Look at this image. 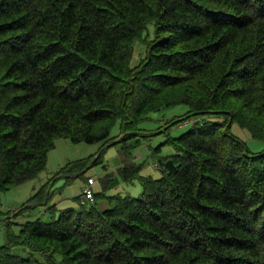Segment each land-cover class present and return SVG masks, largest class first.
<instances>
[{
  "label": "trees",
  "instance_id": "trees-1",
  "mask_svg": "<svg viewBox=\"0 0 264 264\" xmlns=\"http://www.w3.org/2000/svg\"><path fill=\"white\" fill-rule=\"evenodd\" d=\"M0 46V192L37 178L58 138L106 141L119 121L125 140L177 104L189 109L173 122L200 118L168 139L176 152L158 157L159 178L119 167L141 181L138 196L108 195L104 177L93 203L78 195L85 206L58 216L53 205L49 222L13 213L0 264H264V148L231 129L264 142V0H0ZM100 156L56 177L81 176ZM42 188L22 208L43 201Z\"/></svg>",
  "mask_w": 264,
  "mask_h": 264
},
{
  "label": "rangeland",
  "instance_id": "rangeland-1",
  "mask_svg": "<svg viewBox=\"0 0 264 264\" xmlns=\"http://www.w3.org/2000/svg\"><path fill=\"white\" fill-rule=\"evenodd\" d=\"M149 30L153 34V24H150ZM144 51V46L140 43L136 44L132 64L135 65L140 60ZM188 109L189 107L186 104H177L160 111L151 112L149 118L139 124V130L130 131L131 135L125 140H121L124 133L121 131L119 121L112 127L110 137L106 141L74 143L64 137L58 138L55 147L48 154L45 169L37 178L16 185L8 191L0 192V245L3 246L7 243L9 226L7 218L12 216L14 219L13 213L19 216L22 215L28 218L27 220L41 218L43 221L49 222L54 216L52 212L53 205H56V216L63 208L78 207L79 203H77L78 200L75 201V196L77 197L82 193L83 186L87 185L89 177L95 180L93 189L96 193L103 191V178L108 177L110 180H106L107 183L105 182L108 195L129 194L138 196L142 191L141 183L139 180L134 182L124 181L119 173V167L123 166L125 162L129 164L130 161L141 167L142 174L159 178L161 172L156 164L158 157L176 152L174 146L167 142L168 139L181 135L189 130L195 121L200 119L199 116H193L190 119L187 118L178 122L172 121L184 116ZM235 125L232 126L233 133L241 138L244 136V140L251 151L263 150V141L253 138L247 130L237 124ZM134 132H137V134H133ZM105 148L106 151H104ZM98 155H101L102 163L93 165L94 160H92L90 167L82 169L81 176L70 178L69 183L66 177H56L64 167L76 162L80 164L83 161L96 158ZM44 185L46 186L44 200H38L37 205L33 208H22L23 205L31 201L32 197L43 190ZM86 203L87 205L90 204V202ZM10 227V230L14 233L20 232L18 224L13 223ZM13 251L21 256H28L29 252L24 246L15 247Z\"/></svg>",
  "mask_w": 264,
  "mask_h": 264
},
{
  "label": "bare ground",
  "instance_id": "bare-ground-1",
  "mask_svg": "<svg viewBox=\"0 0 264 264\" xmlns=\"http://www.w3.org/2000/svg\"><path fill=\"white\" fill-rule=\"evenodd\" d=\"M5 2V1H4ZM3 2V3H4ZM10 2V1H9ZM2 3V2H1ZM3 5V4H2ZM5 6V5H4ZM11 6V5H10ZM10 8H12V7H10ZM4 9V8H3ZM8 9H9V5H8ZM228 10H229V8H228ZM227 10V11H228ZM4 11V10H3ZM6 12V11H5ZM9 12V11H8ZM11 12V11H10ZM229 12V11H228ZM14 13V12H13ZM12 13V14H13ZM3 14H4V12H3ZM13 16H14V14H13ZM230 20V19H229ZM232 20V19H231ZM177 30V29H176ZM10 36H11V34H10ZM7 37V36H6ZM9 38V37H8ZM11 38V37H10ZM9 38V39H10ZM12 39V38H11ZM10 39V40H11ZM1 40H3V39H1ZM5 40V39H4ZM16 40V39H15ZM6 41H8L7 40V38H6ZM12 41V40H11ZM17 41V40H16ZM18 42V41H17ZM17 42H16V44H17ZM23 42V41H22ZM8 43H10V42H8ZM12 43H10V45H11ZM21 44V43H20ZM26 44V43H25ZM7 45V44H6ZM18 45V44H17ZM230 45V44H229ZM26 45H24L23 47H25ZM1 47V46H0ZM16 47V46H15ZM21 48V47H20ZM46 48V47H45ZM22 49V48H21ZM1 50V49H0ZM19 50V49H18ZM227 51V50H226ZM233 51H235V50H233ZM8 52V51H7ZM6 52V53H7ZM2 53V52H1ZM220 53V52H219ZM4 54V53H3ZM218 54V53H217ZM225 54V53H224ZM230 54V53H229ZM216 55V54H215ZM205 56H206V54H205ZM231 56V55H230ZM143 57V56H142ZM229 57V56H228ZM215 60V59H214ZM10 64V63H9ZM9 66V65H8ZM6 67H7V65H6ZM4 69V68H3ZM6 69V68H5ZM11 69V68H10ZM6 70H8V69H6ZM133 70V69H132ZM129 72V71H128ZM123 73H126V72H123ZM126 75V74H125ZM27 76V75H26ZM130 76H133V75H130ZM0 77H2V75L0 76ZM126 77H128V76H126ZM126 77H123V78H126ZM2 79V78H1ZM153 79V78H152ZM5 80V79H4ZM91 80V79H90ZM122 80V79H121ZM138 80V79H137ZM90 82V81H89ZM93 82H94V80H93ZM16 83H18V82H16ZM136 83V82H135ZM164 83V82H163ZM3 84V83H2ZM9 84H10V81H9ZM88 84V83H87ZM92 84V83H91ZM95 84V83H94ZM98 84V83H97ZM99 84H100V82H99ZM98 84V85H99ZM102 84V83H101ZM100 84V85H101ZM106 84V83H105ZM112 84V83H111ZM15 85V84H14ZM97 85V86H98ZM7 86V85H6ZM16 86V85H15ZM18 86V85H17ZM93 86V85H92ZM91 86V87H92ZM95 86V85H94ZM127 86V85H126ZM130 86V85H129ZM141 86V85H140ZM144 86V85H143ZM2 87V86H1ZM9 87H10V85H9ZM96 87V86H95ZM112 87V86H111ZM133 87H136V86H133ZM11 88V87H10ZM98 88H99V86H98ZM104 89H105V86L103 87ZM119 88H121V87H119ZM125 88V87H124ZM164 88V87H163ZM185 88V87H184ZM2 89H4V88H2ZM6 89V88H5ZM101 89V88H100ZM100 89H99V91H100ZM135 89V88H134ZM7 90V89H6ZM92 90V89H91ZM115 90V89H114ZM149 90V89H148ZM184 90V89H183ZM186 90H187V88H186ZM26 91V90H25ZM103 91V90H102ZM104 91H106V90H104ZM125 91H127V89L125 90ZM135 91V90H134ZM139 91V90H138ZM150 91V90H149ZM54 92V91H53ZM74 92V91H73ZM88 92H90V91H88ZM93 92H95L94 90H93ZM93 92H92V94H93ZM107 92V91H106ZM105 92V93H106ZM109 92V91H108ZM81 93V92H80ZM113 93V92H112ZM121 93V92H120ZM119 93V94H120ZM137 93V92H136ZM149 93V92H148ZM51 94V93H50ZM55 94V93H54ZM78 94V93H77ZM104 94V93H103ZM107 94V93H106ZM117 94V93H116ZM115 94V95H116ZM121 94H123V93H121ZM120 94V96H122ZM141 94H142V92H141ZM140 94V95H141ZM152 94V93H151ZM52 95V94H51ZM57 95V94H56ZM62 95V94H61ZM72 95V94H71ZM89 95H90V93H89ZM114 95V94H113ZM135 95V94H134ZM58 96V95H57ZM74 96V95H73ZM100 96V95H99ZM106 96V95H105ZM102 97V96H101ZM141 97V96H140ZM145 97V96H144ZM149 97V96H148ZM156 97V96H155ZM52 98H56V97H52ZM114 98V97H113ZM116 98V97H115ZM135 98V97H134ZM133 98V99H134ZM139 98V97H138ZM94 99H97V95H96V98H94ZM154 99V98H153ZM7 100V99H6ZM45 100V99H44ZM54 100V99H53ZM138 100V99H137ZM197 100V99H196ZM200 100V99H199ZM5 101V100H4ZM98 101V100H97ZM101 101V100H100ZM121 101V100H120ZM139 101V100H138ZM9 102V101H8ZM63 102H64V100H63ZM96 102V101H95ZM103 102V101H102ZM117 102H118V100H117ZM10 103V102H9ZM45 103V102H44ZM97 103V102H96ZM99 103V102H98ZM8 104V103H7ZM42 104V103H41ZM118 104V103H117ZM142 104V103H141ZM9 105V104H8ZM39 105V104H38ZM96 105V104H95ZM144 105H145V103H144ZM143 105V106H144ZM13 107V106H12ZM2 108V107H1ZM61 108H64V106L63 107H61ZM7 109V108H6ZM14 109V108H13ZM18 109V108H17ZM41 109H43L42 107H41ZM65 109V108H64ZM3 110H5L4 108H3ZM9 110V109H8ZM12 110V109H11ZM16 110V109H15ZM73 111V110H72ZM75 111H77V110H75ZM81 111V110H80ZM79 111V112H80ZM85 111H86V109H85ZM91 111V110H90ZM20 113V112H19ZM200 113V112H199ZM5 114V113H4ZM7 114H8V112H7ZM18 114V113H17ZM21 114H22V112H21ZM81 114V113H80ZM83 114V113H82ZM205 114V113H204ZM10 115V114H9ZM86 115V114H85ZM237 115V114H236ZM239 115V114H238ZM244 115V114H243ZM4 116V115H3ZM81 116V115H80ZM79 116V117H80ZM83 116V115H82ZM81 116V117H82ZM226 116V115H225ZM243 117V116H242ZM245 117V116H244ZM243 117V118H244ZM8 118V117H7ZM43 118V117H42ZM149 118V117H148ZM209 118H211V117H209ZM212 118H214V116H212ZM241 118V117H240ZM4 119H5V117H4ZM68 119H69V117H68ZM76 119V118H75ZM83 119V118H82ZM87 119V118H86ZM235 119V118H234ZM247 119V118H246ZM0 120H1V118H0ZM70 120V119H69ZM145 120V119H144ZM238 120V119H237ZM9 121H10V119H9ZM17 121V120H16ZM35 121V120H34ZM51 121V120H50ZM66 121V120H65ZM75 121V120H74ZM143 121V120H142ZM239 121V120H238ZM243 121V120H242ZM6 122V121H5ZM147 122H148V120H147ZM233 122V121H232ZM240 122V121H239ZM246 122V121H245ZM10 123V122H9ZM40 123V122H39ZM44 123V122H43ZM242 123H244V121L242 122ZM32 124H34V123H32ZM63 124H64V122H63ZM70 124V123H69ZM218 124V123H217ZM240 124H241V122H240ZM9 125V124H8ZM23 125V124H22ZM29 125H30V123H29ZM44 125V124H43ZM72 125V124H71ZM226 125V124H225ZM228 125V124H227ZM235 125V124H234ZM242 125V124H241ZM245 125V124H244ZM12 126V125H11ZM25 126V125H24ZM236 126V125H235ZM20 127V126H19ZM27 127V126H26ZM221 127V126H220ZM243 127V126H242ZM245 127H247V126H245ZM22 128V127H21ZM25 128V127H24ZM28 128V127H27ZM31 128V127H30ZM1 129H2V127H1ZM5 129V128H4ZM232 129V128H231ZM3 130V129H2ZM22 130V129H21ZM26 130V129H25ZM47 130V129H46ZM239 130V129H238ZM14 131V130H13ZM40 131H42V130H40ZM1 132V131H0ZM32 132V131H31ZM42 132H44V131H42ZM245 132V131H244ZM36 133V132H35ZM34 134V133H33ZM238 134V133H237ZM21 135H22V133H21ZM241 135V134H240ZM248 135V134H247ZM235 136V135H234ZM18 138V137H17ZM20 138V137H19ZM236 138H237V136H236ZM245 137L243 136V139H244ZM242 140V139H241ZM244 141V140H243ZM112 146V145H111ZM110 146V147H111ZM39 150H42V149H39ZM104 151H106V148H105V150ZM103 152V151H102ZM36 153H37V149H36ZM43 153H44V151H43ZM39 154V153H38ZM44 155V154H43ZM102 155V154H101ZM5 157V156H4ZM42 157V156H41ZM36 158H37V156H36ZM99 158V157H98ZM9 159H11V158H9ZM100 159H101V156H100ZM37 159H35V161H36ZM4 161V160H3ZM12 161V160H11ZM33 161V160H32ZM34 162V161H33ZM39 162V161H38ZM4 164H6V163H4ZM40 164V163H39ZM29 165V164H28ZM33 165V164H32ZM5 166V165H4ZM38 166V165H37ZM39 167V166H38ZM9 168V167H8ZM28 168H29V166H28ZM34 168V167H33ZM36 168V167H35ZM31 169H32V166H31ZM39 169H41L40 167H39ZM6 170V169H5ZM34 171H35V169H33ZM87 170V169H86ZM85 170V171H86ZM4 171V170H3ZM2 171V169H1V172H3ZM29 171V170H28ZM37 171V170H36ZM39 171V170H38ZM0 172V173H1ZM5 172V171H4ZM30 172H31V170H30ZM40 172V171H39ZM6 173H7V171H6ZM34 173V172H33ZM18 174V173H17ZM25 174V173H24ZM24 174L22 175V176H24ZM37 174V173H36ZM20 175V174H19ZM27 175V174H26ZM145 175V174H144ZM5 176V175H4ZM29 176H30V174H29ZM17 177H19V176H17ZM25 177V176H24ZM129 177V176H128ZM4 178V177H3ZM26 178H27V176H26ZM29 178V177H28ZM32 178H35V176L34 177H32ZM130 178H131V176H130ZM25 179V178H24ZM29 179H31V178H29ZM126 179V178H125ZM139 179V178H138ZM143 179V178H142ZM21 180V179H20ZM1 181H3V180H1ZM17 181V180H16ZM27 181V180H26ZM32 181V180H31ZM56 181V180H55ZM131 181V180H130ZM24 182V181H23ZM68 183H69V180L67 181ZM141 182V181H140ZM1 183V182H0ZM146 183V182H145ZM145 183H144V185H145ZM8 184V183H7ZM4 185H6V184H4ZM17 185V184H16ZM130 185V184H129ZM10 185H8V187H9ZM13 186H14V184H13ZM133 186V185H132ZM145 188H146V186H144ZM157 189V188H156ZM6 190V189H5ZM144 191H146V190H144ZM147 192V191H146ZM151 192H153V191H151ZM156 192V191H155ZM49 193V192H48ZM159 193V192H158ZM53 194V193H52ZM150 195V194H149ZM160 195V194H159ZM78 196V195H77ZM163 196H165V195H163ZM51 197V196H50ZM76 197V196H75ZM79 197V196H78ZM77 198V197H76ZM154 199V198H153ZM78 200V199H77ZM77 200H75V201H77ZM74 201V202H75ZM153 201V200H152ZM244 201V200H243ZM161 202V201H160ZM78 203V202H77ZM148 203V202H147ZM261 203H262V201H261ZM257 204V203H256ZM82 205H84V204H82ZM80 206V207H84V206ZM248 205V204H247ZM250 205H252V204H250ZM249 205V206H250ZM149 206V205H148ZM237 207V206H236ZM244 207V206H243ZM74 208V207H73ZM99 208V207H98ZM124 208V207H123ZM250 208H251V206H250ZM255 208V207H254ZM243 209V208H242ZM248 209V208H247ZM119 210V209H118ZM123 210H125V209H123ZM250 212V211H249ZM248 213V212H247ZM254 214V213H253ZM97 216V215H96ZM235 217H237V216H235ZM246 217V216H245ZM250 217V216H249ZM242 218V217H241ZM248 218V217H247ZM98 219V218H97ZM110 219V218H109ZM235 219V218H234ZM244 219V218H243ZM249 219V218H248ZM252 219V218H251ZM104 220V219H103ZM107 220V219H106ZM105 220V221H106ZM234 221V220H233ZM248 221V220H247ZM76 222V221H75ZM98 222V221H97ZM103 222V221H102ZM106 223H108V221L106 222ZM110 223H112V222H110ZM241 223H243V222H241ZM102 224V223H101ZM17 225V224H16ZM75 226V225H74ZM79 226V225H78ZM82 226V225H81ZM88 226V225H87ZM86 226V227H87ZM90 227H91V225H89ZM108 226V225H107ZM105 227V226H104ZM88 228V227H87ZM95 228V227H94ZM109 229V228H108ZM111 229H112V227H111ZM110 231V230H109ZM106 234V233H105ZM111 240V239H110ZM108 241V240H107ZM253 243V242H252ZM5 245V244H4ZM1 246V245H0ZM2 247V246H1ZM0 247V248H1ZM4 248V247H3ZM5 248H7L6 246H5ZM254 248V247H253ZM131 249V248H130ZM240 250V249H239ZM264 250V249H263ZM241 252V251H240ZM247 252V251H246ZM238 254H240V253H238ZM244 255V254H243ZM39 256V255H38ZM242 256V255H241ZM39 258H41V257H39ZM246 258V257H245ZM39 261V260H38ZM244 261V260H243ZM245 263V262H244Z\"/></svg>",
  "mask_w": 264,
  "mask_h": 264
},
{
  "label": "built area",
  "instance_id": "built-area-1",
  "mask_svg": "<svg viewBox=\"0 0 264 264\" xmlns=\"http://www.w3.org/2000/svg\"><path fill=\"white\" fill-rule=\"evenodd\" d=\"M94 184V179L90 178L88 184L83 188V195L86 199L92 201L94 200V191L92 185Z\"/></svg>",
  "mask_w": 264,
  "mask_h": 264
},
{
  "label": "clouds",
  "instance_id": "clouds-1",
  "mask_svg": "<svg viewBox=\"0 0 264 264\" xmlns=\"http://www.w3.org/2000/svg\"><path fill=\"white\" fill-rule=\"evenodd\" d=\"M82 172H83V171H81L80 173H82ZM90 178H92V177H89V178H88V180H87V184H88ZM92 179H94V178H92ZM94 183H95V180H94ZM93 185H94V184H93ZM93 185H92V188H93ZM85 186H86V185H84L83 188H84ZM93 191H94V189H93ZM80 195H81L82 199H83L84 201H86V202L93 203V202L95 201V191H94V200H92V201H90V200H88V199L85 198V196L83 195V189H82V193H81ZM22 219H23V217L21 216V217L19 218V220H22Z\"/></svg>",
  "mask_w": 264,
  "mask_h": 264
},
{
  "label": "crops",
  "instance_id": "crops-1",
  "mask_svg": "<svg viewBox=\"0 0 264 264\" xmlns=\"http://www.w3.org/2000/svg\"><path fill=\"white\" fill-rule=\"evenodd\" d=\"M103 204H106V203H103Z\"/></svg>",
  "mask_w": 264,
  "mask_h": 264
}]
</instances>
